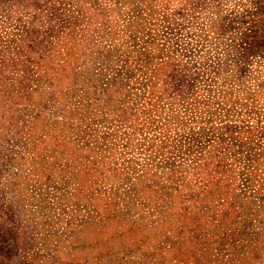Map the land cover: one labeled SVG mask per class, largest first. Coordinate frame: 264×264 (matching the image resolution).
<instances>
[{
  "label": "rangeland",
  "instance_id": "374dc122",
  "mask_svg": "<svg viewBox=\"0 0 264 264\" xmlns=\"http://www.w3.org/2000/svg\"><path fill=\"white\" fill-rule=\"evenodd\" d=\"M0 264H264V0H0Z\"/></svg>",
  "mask_w": 264,
  "mask_h": 264
}]
</instances>
